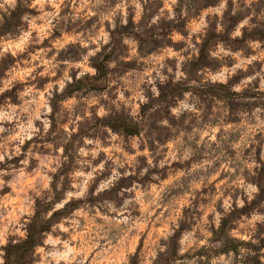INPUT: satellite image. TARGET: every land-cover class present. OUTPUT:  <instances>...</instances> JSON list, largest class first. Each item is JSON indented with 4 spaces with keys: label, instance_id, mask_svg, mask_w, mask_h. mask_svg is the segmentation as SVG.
Listing matches in <instances>:
<instances>
[{
    "label": "rangeland",
    "instance_id": "obj_1",
    "mask_svg": "<svg viewBox=\"0 0 264 264\" xmlns=\"http://www.w3.org/2000/svg\"><path fill=\"white\" fill-rule=\"evenodd\" d=\"M0 264H264V0H0Z\"/></svg>",
    "mask_w": 264,
    "mask_h": 264
},
{
    "label": "trees",
    "instance_id": "obj_2",
    "mask_svg": "<svg viewBox=\"0 0 264 264\" xmlns=\"http://www.w3.org/2000/svg\"><path fill=\"white\" fill-rule=\"evenodd\" d=\"M96 71H97V74H99L100 75V71H98V69H96ZM94 80H96V79H94ZM224 227H223V225H222V228L221 229H223ZM223 231V230H222Z\"/></svg>",
    "mask_w": 264,
    "mask_h": 264
}]
</instances>
